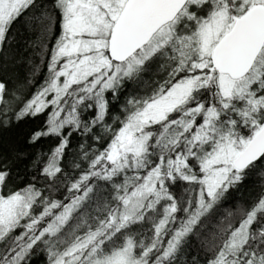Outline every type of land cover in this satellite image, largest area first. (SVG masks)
<instances>
[{"label":"snow or ice","instance_id":"6c2138e0","mask_svg":"<svg viewBox=\"0 0 264 264\" xmlns=\"http://www.w3.org/2000/svg\"><path fill=\"white\" fill-rule=\"evenodd\" d=\"M53 12L43 83L26 100L12 93V110L0 80V127L10 110L17 122L43 115L27 143L56 140L31 159L0 145V264H27L39 248L48 264H177L225 195L264 176V0H0V51L17 20L47 32ZM74 135L100 148L81 145L88 167L64 203L51 192ZM25 159L47 194L15 186ZM178 181L194 196H174ZM240 213L208 264H264V192ZM143 223L150 234L137 239Z\"/></svg>","mask_w":264,"mask_h":264},{"label":"trees","instance_id":"16d2710c","mask_svg":"<svg viewBox=\"0 0 264 264\" xmlns=\"http://www.w3.org/2000/svg\"><path fill=\"white\" fill-rule=\"evenodd\" d=\"M49 6L52 0H44ZM57 17L55 12L52 16V27L47 32H43L29 17L25 15L17 20L11 27L8 42L3 51H0V80L6 83L8 95L6 100L12 101L10 108L18 109L22 103L12 96L16 93L24 100L31 97L37 88L43 83L47 72V62L50 57V50L54 45L57 30ZM160 75H163L161 72ZM154 79H160V76H154ZM147 85L141 89H147ZM0 107H4L0 105ZM11 123L5 127H0V145L5 151L19 150L28 154V158H36L41 153H48L55 145L56 140L52 138H43L37 144L27 143L30 135L44 125L45 116L28 117L23 121H15L12 111L8 112ZM91 145L87 150L91 153L93 149L100 148V144L94 140L89 141L85 137L74 135L70 138V146L67 150V156L62 161V167L65 172V182L57 186V190L52 191L53 199H58L67 203L65 196H69L67 188L71 181L79 178L82 169L88 167V161L80 159L81 145ZM29 159H25L14 167V184L17 187H23L29 182L37 183L38 187L44 188L47 194L51 189L46 187V182L42 176L32 169L29 165ZM80 163L81 168H76L73 163ZM37 180L33 181V176ZM102 184V181H94ZM51 183V181L47 182ZM170 184V191L178 199L184 196H194L187 189L188 186L183 181L176 184ZM264 192V176L260 170L253 171L236 188L229 193L213 208V210L203 218L202 224L195 235L188 237L178 254L177 264H208L213 256L212 241L220 242L223 235L222 230L229 222L236 224L240 219V210L252 205L253 201ZM96 204L93 202V207ZM231 214V215H230ZM137 239L143 238L144 234H150V223L134 225ZM167 239V237H165ZM27 264H48L47 254L43 248H39L27 259Z\"/></svg>","mask_w":264,"mask_h":264}]
</instances>
